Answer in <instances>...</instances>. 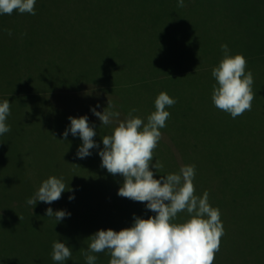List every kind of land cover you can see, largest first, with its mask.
<instances>
[{
	"label": "rangeland",
	"instance_id": "obj_1",
	"mask_svg": "<svg viewBox=\"0 0 264 264\" xmlns=\"http://www.w3.org/2000/svg\"><path fill=\"white\" fill-rule=\"evenodd\" d=\"M45 1L47 4H35V15L16 10L0 15V100L11 103V131L0 136V202L15 198L24 205L22 201L32 197L49 176L63 177L72 189L51 205L38 202L34 206L40 214L51 207L53 212L66 210L71 216L57 225L51 219L50 230L38 226L37 234L24 246L27 263L51 253L53 241L67 239L73 249L65 264H86L84 252L90 235L100 229L130 227L133 214L145 219L155 215L146 210V202L117 194L123 177L101 167L97 149L79 159V137L69 134L64 140L68 118L80 117L81 110H86L85 114L93 117L90 123L99 122L90 107L103 100L106 108L108 101L115 105L120 95L119 108L127 113L119 111V120L135 108L133 115L146 121L155 111L158 94L167 92L177 101L167 110L188 128V135L182 138L205 144L196 143L200 148L197 157L204 156L206 163V147L211 148L220 170L225 171L226 184L264 183V167L256 168L264 166V59L250 56L252 45L247 50L239 44L250 37L264 38V5L213 4L214 0H209L210 4L185 3L184 7L150 4L151 0L112 4ZM222 44H227L233 55L244 54L246 70H251L254 78L252 108L235 119L212 101L216 80L211 75L213 67L207 65L214 60L219 64ZM196 65L199 70L192 71ZM161 72L165 79H156ZM79 73L107 74L115 85L91 82L82 87L81 96L66 93L64 87L75 84ZM82 84L78 81L76 85ZM48 88L61 90L57 96L62 98L58 105L63 112L52 108L49 101H54L47 93L39 95ZM16 90L20 92L13 93ZM89 98L94 99V106L85 108L83 102ZM99 123L95 124L94 140L103 148L102 137L110 134L117 122L108 126ZM160 131L162 138L153 150L152 163L158 161L163 167L155 178L167 168L163 148L170 149L178 161L190 148ZM250 159L251 163H246ZM203 188L206 191L207 181ZM73 194L75 199L70 201ZM236 200L238 220L247 218V225L237 233L236 260L238 264H264V202ZM185 219L178 216L177 222ZM79 220L83 221L81 227ZM94 255L96 264H109L107 252Z\"/></svg>",
	"mask_w": 264,
	"mask_h": 264
},
{
	"label": "clouds",
	"instance_id": "obj_2",
	"mask_svg": "<svg viewBox=\"0 0 264 264\" xmlns=\"http://www.w3.org/2000/svg\"><path fill=\"white\" fill-rule=\"evenodd\" d=\"M35 4L36 0H0V15H11L14 10L35 15ZM177 5L184 7L185 0H177ZM7 31L12 35L11 30ZM221 51L223 58L211 72L216 80L212 101L215 107L235 119L252 108L255 97L253 73L246 70L247 60L243 53L233 55L227 44L221 45ZM176 102L167 92H160L154 102L155 111L146 117V121L133 115L135 108L125 119L119 120L120 112L109 101L102 112L97 110L101 107L99 103L90 107L103 126L117 122L112 132L102 137L103 148L94 140L96 125L90 123L86 114L68 118L70 123L62 135L64 140L71 134L82 141L76 157L87 158L93 154L90 150L97 149L101 167L109 174L123 177L117 194L136 202H146V210L155 213L146 219L133 214L130 227L119 231L100 229L90 235L84 252L86 264H96L98 257L94 254L101 252L110 256L109 264H214L224 228L220 210L209 203V193L195 194L196 166L183 165L179 172L155 178L163 165L158 161L152 163L153 150L162 138L160 129L166 126L170 116L167 109ZM10 106L8 99L0 100V136L11 131L8 123ZM66 190L72 191L63 177L49 176L26 203L33 208L38 202L51 205ZM73 199L74 194L69 196L70 201ZM185 211L188 218L177 222L178 214ZM45 215L54 217L57 225L71 213L66 210L53 212L48 207ZM72 249L67 239L53 241L52 260L65 264L72 257Z\"/></svg>",
	"mask_w": 264,
	"mask_h": 264
},
{
	"label": "trees",
	"instance_id": "obj_3",
	"mask_svg": "<svg viewBox=\"0 0 264 264\" xmlns=\"http://www.w3.org/2000/svg\"><path fill=\"white\" fill-rule=\"evenodd\" d=\"M79 1L81 2L82 0ZM115 1L117 0H85L86 4H112ZM204 2L205 4H210L209 0H185L186 4H204ZM176 3L177 0H151L150 2V4ZM36 4L47 3L45 0H36ZM54 4H71V0H60L58 2H54ZM213 4H260V6H263L264 0H230V2L227 0H214ZM245 28L247 30L250 29V25L245 26ZM239 44L247 50L252 45L250 49V56L255 59H264V38L255 39L254 37H250L245 41H239ZM216 64L217 61L214 60L211 64L207 65V67L212 68L216 66ZM197 67L198 65H196L195 68L193 67L194 70L192 71L199 70ZM201 69H203L202 66ZM182 70L186 71L185 68ZM155 78L158 80H164L165 73L161 72V74ZM78 81L83 84L81 86L76 85ZM91 82L94 84L109 82L111 87H113V84L115 85V82L112 83L113 81L107 74L101 76L100 74L95 73H79L76 82H74L75 84L64 88L68 94H80L81 96L82 87L85 84H93ZM42 91L43 92L39 95L45 96L47 93L54 101H49L52 108L57 112H63V109L58 105L62 101V98L57 96L59 95L57 92H60L61 90L48 88L46 90L43 89ZM19 92V90H16L13 93L17 94ZM119 98L120 95L116 98L117 100L115 102V106L118 111L124 112L125 110L123 108H119ZM93 100V98H89V100H86L87 102H83L85 108L94 106ZM41 101L45 102L46 100ZM103 103H106L105 100H103L100 104ZM75 104H77V102ZM101 106L102 107L99 109L102 112L105 104ZM85 112L86 110H81L80 115H85ZM125 113L127 112L125 111ZM92 118L93 117H90L89 120ZM167 120L166 126L162 128V130L169 133L175 143H179L181 141L186 149L190 148L187 152L184 151L185 153L181 155V158H179L180 162L175 156H173L174 153L170 149L163 148L164 154L166 155V162H164V164L167 168L164 172H162V174L167 175L169 173L179 172L180 167L183 165L194 164L196 166V175L194 179L195 194L198 196L203 195L205 192L203 184L207 181L206 191L209 193V203L212 207L220 210L221 221L224 228V235L221 237L219 251L215 254L214 264H238L236 260V251L239 247L237 244V233L243 226L245 227L247 225V218L244 216L241 222L238 220L237 213L234 212L235 203L237 202L236 199L239 198L241 201H245L246 198H249L250 200H259L264 202V183L248 184L244 182L240 185L238 183L231 185L226 184V181L223 180V178L226 177L225 171L220 170L216 156L211 148L207 145V147L204 146L207 148L205 163L204 156L197 157L200 148H198L199 146L196 143L201 141L199 140L190 143V141L187 140V137L182 138L184 134L188 135L186 122L180 118L172 116L171 114ZM98 121L101 122L100 120ZM91 122H94V120ZM99 122L95 121L94 123L100 124ZM247 162L251 163V159L247 160L246 163ZM258 166L261 168L264 167L263 165H256V168ZM247 169L250 170L249 165H247ZM9 200L7 203L0 202V264H29L27 263L28 260H26L24 246L28 245L30 236L33 238L37 234L36 230L38 229V226H46V229L50 230L48 226L51 219L54 217H48L45 214H40L36 209L34 210L33 206L28 205L26 201H22L25 202L23 205L19 199L11 198ZM19 204H21V206H17ZM178 216L181 218H188V214H184V212L179 213ZM78 224L81 227L83 221L79 220ZM45 254L46 255L42 256L38 260H34L32 264H46L45 261H50L52 264H58V262L52 260V251L51 253L49 251Z\"/></svg>",
	"mask_w": 264,
	"mask_h": 264
}]
</instances>
